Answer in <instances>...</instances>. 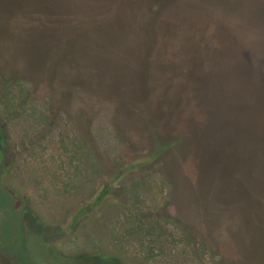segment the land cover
I'll return each mask as SVG.
<instances>
[{"label":"rangeland","instance_id":"1","mask_svg":"<svg viewBox=\"0 0 264 264\" xmlns=\"http://www.w3.org/2000/svg\"><path fill=\"white\" fill-rule=\"evenodd\" d=\"M0 130V264H264V0H0Z\"/></svg>","mask_w":264,"mask_h":264},{"label":"trees","instance_id":"2","mask_svg":"<svg viewBox=\"0 0 264 264\" xmlns=\"http://www.w3.org/2000/svg\"><path fill=\"white\" fill-rule=\"evenodd\" d=\"M0 134H1V132H0ZM3 142V138H2V135H1V137H0V159H1V156H3L4 154H3V151H2V149H1V146L4 144V143H2ZM2 151V152H1Z\"/></svg>","mask_w":264,"mask_h":264},{"label":"flooded vegetation","instance_id":"3","mask_svg":"<svg viewBox=\"0 0 264 264\" xmlns=\"http://www.w3.org/2000/svg\"><path fill=\"white\" fill-rule=\"evenodd\" d=\"M1 131V130H0ZM0 137H1V134H0Z\"/></svg>","mask_w":264,"mask_h":264}]
</instances>
